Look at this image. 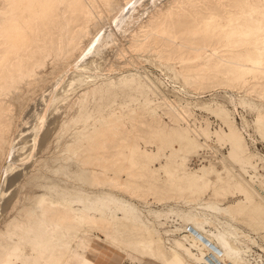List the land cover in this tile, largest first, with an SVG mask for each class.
I'll list each match as a JSON object with an SVG mask.
<instances>
[{
  "label": "rangeland",
  "instance_id": "374dc122",
  "mask_svg": "<svg viewBox=\"0 0 264 264\" xmlns=\"http://www.w3.org/2000/svg\"><path fill=\"white\" fill-rule=\"evenodd\" d=\"M135 1L0 16V264H264V0Z\"/></svg>",
  "mask_w": 264,
  "mask_h": 264
},
{
  "label": "bare ground",
  "instance_id": "6f19581e",
  "mask_svg": "<svg viewBox=\"0 0 264 264\" xmlns=\"http://www.w3.org/2000/svg\"><path fill=\"white\" fill-rule=\"evenodd\" d=\"M21 1H23V0H11L10 1V4L8 3V4H0V13H1V15L0 16H3L4 15V17H5V14H7L8 12L10 13V14H13L14 13V15L18 18L19 16H20V11H21V8H22V3H21ZM32 1V0H31ZM138 1V0H137ZM137 1H135V3L137 2ZM9 2V1H8ZM39 3V2H38ZM131 3V1H127V2H125V4H124V6H128L129 4ZM152 3V2H151ZM34 5H35V3H33ZM32 4V5H33ZM114 5V4H113ZM133 5V4H132ZM36 6V5H35ZM120 6H121V4H120ZM134 6V5H133ZM132 6V8L131 9H133L134 7ZM107 7V6H106ZM114 7H116V6H113L112 8H114ZM123 7V6H122ZM37 8V7H36ZM45 8V7H44ZM124 8L125 7H123V8H118V10L117 11H115V12H119V15L116 17V16H114V17H112V18H114V20H115V22H116V24H117V21L116 20H118V18L120 19H122V17H120L121 15H124L125 17H123V18H125V19H123V20H118V21H121L120 23H118V24H122V22H124V21H132V19L130 20V19H128V20H126L127 19V17L129 18V17H131L130 15H131V13H130V11H131V9L129 8V12H128V10H127V12L125 13L124 12ZM111 9V8H110ZM115 9H117V8H115ZM31 10V9H30ZM102 10V9H101ZM112 10V9H111ZM37 11H39L38 9H37ZM46 11V10H45ZM112 11H114V10H112ZM134 11V10H133ZM23 12V11H22ZM28 12V11H27ZM124 12V13H123ZM37 13V12H36ZM35 14V13H34ZM118 14V13H117ZM116 15V14H115ZM38 16V15H37ZM3 17V18H4ZM11 17V16H10ZM35 17V16H34ZM133 17V16H132ZM7 18V17H6ZM12 18H14V17H12ZM11 18V19H12ZM36 18V17H35ZM10 19V20H11ZM135 19V18H134ZM4 19H2L1 21H0V32L1 31H3L4 30V28H6V27H4V25H2V21H3ZM20 20V19H19ZM113 20V21H114ZM6 21V20H5ZM134 21V20H133ZM132 21V22H133ZM10 23V22H9ZM6 24H8V23H6ZM115 24V25H116ZM128 24V23H127ZM126 24V25H127ZM120 25H119V27H120ZM23 26V25H22ZM8 27V26H7ZM13 27H15V26H13ZM118 28V27H117ZM123 28V27H122ZM125 28V27H124ZM15 29V28H14ZM16 29H18V27L16 28ZM119 29V28H118ZM12 31V30H11ZM19 33H20V31H18ZM6 33V32H5ZM21 33H22V31H21ZM14 34H15V32H14ZM18 34V33H17ZM7 35H13V33H11V34H7ZM104 35V34H103ZM15 36V35H14ZM17 36V35H16ZM19 36V35H18ZM17 36V37H18ZM21 36V35H20ZM16 37V38H17ZM101 37V36H100ZM9 38V37H8ZM11 38V37H10ZM21 38V37H20ZM4 39V38H3ZM13 39V38H12ZM99 39V38H98ZM22 40V39H21ZM25 40V39H24ZM100 40V39H99ZM14 41V40H13ZM13 41H11V42H13ZM19 41V40H18ZM17 41V42H18ZM94 43H95V41L94 40H92ZM102 41V40H101ZM10 42V43H11ZM15 42V41H14ZM24 42V41H23ZM91 42V41H90ZM93 42H92V46H93ZM97 42H98V40H97ZM4 44V43H3ZM12 44V43H11ZM15 44V43H14ZM16 44H18V43H16ZM98 44V43H97ZM91 45V44H90ZM106 45V44H105ZM262 45V44H261ZM263 45H264V43H263ZM4 46V45H3ZM23 46V45H22ZM95 46H96V43H95ZM99 46V45H98ZM8 47V46H7ZM11 47V46H10ZM13 47V46H12ZM100 47V46H99ZM258 47V46H257ZM5 48V47H4ZM3 48V49H4ZM262 48V47H261ZM2 49V48H1ZM9 49V48H8ZM96 49V48H95ZM98 49V48H97ZM96 49V50H97ZM263 49H264V46H263ZM90 50V49H89ZM257 50V49H256ZM260 50V49H259ZM11 51V50H10ZM87 51V50H86ZM83 51V53L81 54V56H79V58L78 59H80V60H82L83 58H85V57H87V54H89L90 53V51ZM94 51V50H93ZM0 52H2V51H0ZM4 52H6V51H4ZM8 52V51H7ZM99 52V51H98ZM255 52H257V51H255ZM18 53H19V51H18ZM259 54H260V52H258ZM257 53V54H258ZM262 53V52H261ZM258 54V55H259ZM11 55H15L14 53L13 54H11ZM9 56V55H8ZM19 56V55H18ZM261 56V55H260ZM260 56H258V57H260ZM16 57V56H15ZM19 58V57H18ZM13 59V58H12ZM7 61H8V58H7V56L5 55V53L4 54H2L1 56H0V103L2 102V101H4V100H8V102L9 101H11V99L13 98V96H14V94L15 93H17L18 91H19V88L22 86L21 85V83H22V81H23V78H24V76H25V74L22 72V70H21V68H19V69H17V70H14L12 67H9L8 66V64H7ZM86 61V60H85ZM251 63L253 62V61H250ZM260 62V61H259ZM87 63V62H86ZM254 63V62H253ZM11 64V63H10ZM13 64V63H12ZM11 64V65H12ZM256 64H258V62L256 63ZM255 64V65H256ZM85 65H87V64H84V66ZM259 65V64H258ZM13 66V65H12ZM81 66V65H80ZM88 66V65H87ZM257 66V65H256ZM83 67V65L81 66V68ZM64 74V73H63ZM25 79V78H24ZM52 97V96H51ZM50 102L51 101H46L45 100V102H44V107H42V108H44V109H42V110H44V113H45V111L49 108V105H50ZM3 104V103H2ZM1 104V105H2ZM13 104H15L14 103V101H13ZM2 113V112H1ZM84 131V130H83ZM32 133H33V131H31ZM30 132V133H31ZM34 134V133H33ZM32 137H34V136H32ZM35 139V138H34ZM32 141V140H31ZM34 147H35V145H34V141L33 142H31V145H30V149H29V151L27 152V154H26V156L21 160V161H25V160H27L28 158H29V156H30V154H31V149L32 150H34ZM29 148V147H28ZM13 154H14V151L12 152ZM12 153L11 152H8V155H6V157L7 158H11V156H12ZM15 153H16V151H15ZM15 155V154H14ZM16 156H17V154H16ZM18 158H19V155L17 156ZM15 158V157H14ZM5 160V159H4ZM7 160V159H6ZM15 160H17L16 158H15ZM11 161H13L12 159H11ZM18 161V160H17ZM16 163V162H15ZM7 167H5V170H4V172H5V174H6V172H8V170H10V167H11V162H10V164H7L6 165ZM206 170V169H205ZM3 171V170H2ZM205 173V172H204ZM1 174V176H2V173H0ZM4 174V175H5ZM3 175V176H4ZM205 175V174H204ZM203 175V176H204ZM194 177H198V176H194ZM199 177H201L200 175H199ZM198 177V178H199ZM1 178H3V177H1ZM0 178V179H1ZM5 178V177H4ZM97 178V177H96ZM108 178V177H107ZM197 179V178H196ZM193 180H195V179H193ZM3 181H5V180H3ZM101 181V180H100ZM111 181V180H110ZM1 182V181H0ZM98 182H99V180H98ZM195 182V181H194ZM4 182H2V184H3ZM117 183V182H116ZM1 184V185H2ZM113 185H114V183H113ZM111 199H112V197H110ZM46 199V198H45ZM114 199V198H113ZM75 200V199H74ZM46 202H48V201H46ZM50 202V201H49ZM48 202V203H49ZM108 203H109V201H108ZM46 205H47V203H45ZM110 204V203H109ZM41 205H43V204H41ZM85 206V205H84ZM94 206H95V204H94ZM108 206V205H107ZM43 207V206H42ZM87 207V206H86ZM49 208V207H48ZM51 208V207H50ZM54 208V207H53ZM85 208V207H84ZM93 208V207H92ZM43 209V208H42ZM54 209H58L57 207L56 208H54ZM66 209V208H65ZM97 209V208H96ZM46 210V209H45ZM59 210V209H58ZM67 210V209H66ZM65 210V211H66ZM99 210H101V209H99ZM44 211V210H43ZM55 211V210H54ZM102 211V210H101ZM62 212H64V211H62ZM86 212V211H85ZM41 213V212H40ZM61 213V212H60ZM66 213H67V211H66ZM65 213V214H66ZM42 214V213H41ZM44 214V213H43ZM42 214V215H43ZM40 215V214H39ZM64 215V214H63ZM67 215H69V213L67 214ZM71 215V214H70ZM28 216H30V214H28ZM28 216H26V217H28ZM70 217V216H69ZM69 217H68V219H69ZM51 218V217H50ZM71 218H73V217H71ZM70 218V219H71ZM82 218V217H81ZM61 219V218H60ZM91 219V218H90ZM192 219H194V218H192ZM85 220V219H84ZM85 223V222H84ZM193 228V230L195 229L194 228V226L192 227ZM201 229V228H200ZM195 232V231H194ZM208 233V232H207ZM214 235V234H213ZM216 236V235H215ZM217 238V237H216ZM224 240V239H223ZM212 241V240H211ZM204 242H205V240H204ZM210 242V241H209ZM145 245H146V243H144ZM220 244L225 248V251H227V254H229L230 252H231V247H229L228 245H227V243L225 242V241H221L220 242ZM215 245V244H214ZM142 246V245H141ZM202 246V245H201ZM204 246H205V243H204ZM182 247H183V245H182ZM146 248H147V245H146ZM151 248V247H150ZM149 248V249H150ZM157 248V247H156ZM156 248H154V250L153 251H155V249ZM160 248V247H159ZM214 248V247H213ZM158 249V248H157ZM156 249V250H157ZM210 249V248H209ZM218 250V249H217ZM148 251H152V250H148ZM157 252V251H156ZM159 252H161V251H159ZM163 254V253H162ZM176 254V253H175ZM180 254V253H179ZM225 254V253H224ZM161 255V254H160ZM164 255V254H163ZM176 256H177V254H176ZM180 256V255H179ZM190 256H192V254L190 255ZM152 257H153V255H152ZM164 257V256H163ZM178 257V256H177ZM165 258V257H164ZM167 258V257H166ZM181 258V257H180ZM163 264H165V262L163 263ZM187 264V263H186Z\"/></svg>",
  "mask_w": 264,
  "mask_h": 264
}]
</instances>
